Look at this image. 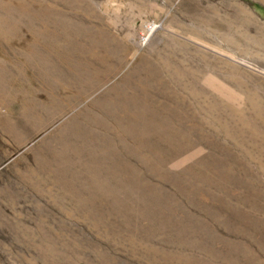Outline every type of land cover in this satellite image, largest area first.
Listing matches in <instances>:
<instances>
[{"label": "rangeland", "instance_id": "rangeland-1", "mask_svg": "<svg viewBox=\"0 0 264 264\" xmlns=\"http://www.w3.org/2000/svg\"><path fill=\"white\" fill-rule=\"evenodd\" d=\"M0 264H264V0H0Z\"/></svg>", "mask_w": 264, "mask_h": 264}, {"label": "bare ground", "instance_id": "bare-ground-1", "mask_svg": "<svg viewBox=\"0 0 264 264\" xmlns=\"http://www.w3.org/2000/svg\"><path fill=\"white\" fill-rule=\"evenodd\" d=\"M157 26V25H156ZM155 25H151V27L149 28V31L150 32H154V31H156V29H157V27H156ZM154 34V33H153ZM151 35V34H150ZM148 37V36H147ZM147 37H146V39H147ZM149 37H151V36H149Z\"/></svg>", "mask_w": 264, "mask_h": 264}]
</instances>
